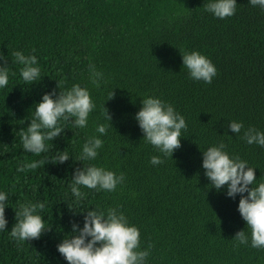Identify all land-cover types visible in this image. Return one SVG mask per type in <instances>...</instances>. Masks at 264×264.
Segmentation results:
<instances>
[{"label":"trees","instance_id":"1","mask_svg":"<svg viewBox=\"0 0 264 264\" xmlns=\"http://www.w3.org/2000/svg\"><path fill=\"white\" fill-rule=\"evenodd\" d=\"M207 2L0 0V63L9 69V83L0 89V190L9 196L0 264H66L56 244L72 222L82 226L69 186L82 164L124 174V183L111 192L81 186L80 204L123 212L139 229L140 248L149 251L146 264H264V248L234 240L237 231L249 232L237 211L239 194L229 198L210 187L201 167V151L223 143L264 180V147L241 138L249 127L264 132V9L236 0L235 13L220 19L205 10ZM16 50L37 57V83L20 79ZM192 50L215 65L211 83L191 79L182 65L181 56ZM93 70L104 75L99 87L90 78ZM73 84L87 88L95 105L87 126L61 120L63 134L45 142L47 151H25L20 136L34 118L35 102ZM149 95L185 119L180 147L171 156L147 143L134 119ZM231 120L243 123L240 133L230 131ZM98 123L107 128L98 156L75 161L84 141L100 135ZM58 150L70 159L48 162ZM154 155L163 162L151 164ZM34 161L40 163L29 167ZM38 202L50 228L36 239H14L10 230L19 204Z\"/></svg>","mask_w":264,"mask_h":264},{"label":"clouds","instance_id":"2","mask_svg":"<svg viewBox=\"0 0 264 264\" xmlns=\"http://www.w3.org/2000/svg\"><path fill=\"white\" fill-rule=\"evenodd\" d=\"M249 3L264 9V0H249ZM236 4V0H208L205 10L223 19L235 13ZM12 56L13 62L21 65L20 79L29 85L37 83L41 72L37 57L25 55L20 50L14 51ZM181 58L182 65L187 68L193 80L211 83L217 74L215 65L199 51H186ZM0 61H4L3 56H0ZM90 78L92 83L99 87L104 75L93 70ZM8 83L9 69L0 63V89ZM113 95L111 90L108 99ZM94 107L89 90L79 84H73L63 92H45L40 100L35 102L34 118L29 121L26 131L21 132L23 149L34 154L47 151L45 142L53 141L63 134L64 128L60 126L59 121L70 120L75 127L84 128ZM104 114L109 123L111 117L105 108ZM134 119L143 133V139L160 153L171 156L173 151L180 147L182 130L186 129L187 125L184 117L171 104L159 97L145 96L141 100V107L134 114ZM227 126L234 134L240 133L244 128L243 123L237 120L229 121ZM106 131V125L98 123L96 133L100 135H92L84 141L80 155L75 161L95 160L104 143L101 136ZM241 138L249 145L264 147V132L253 127L245 129ZM201 157V167L204 169V176L210 181V187L218 191L223 189L229 198H235L239 194L237 211L249 232L246 233L244 228L235 233L237 246L250 244L254 248H264V180L256 178L255 168L248 166L246 160L239 156H230L223 143L208 146L201 151ZM69 159L68 152L58 150L48 162L62 164ZM162 162L161 157L155 155L150 160L153 165ZM39 163L40 161H34L29 167L36 168ZM124 180L123 173L117 174L96 164H82V167L73 169L69 186L79 210L72 212L82 213V226L72 222L71 231L64 233L56 244V250L66 264H146L149 251L140 248L139 229L128 222L123 212L118 208L98 210L94 207H81L80 204L83 197L81 186L111 192L123 184ZM8 199V193L0 190V231L6 230L8 224L5 217ZM18 207L19 210L15 212V225L10 230L14 239H36L50 228L45 226L43 216L37 212V209H43V203H21Z\"/></svg>","mask_w":264,"mask_h":264}]
</instances>
